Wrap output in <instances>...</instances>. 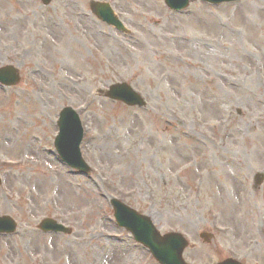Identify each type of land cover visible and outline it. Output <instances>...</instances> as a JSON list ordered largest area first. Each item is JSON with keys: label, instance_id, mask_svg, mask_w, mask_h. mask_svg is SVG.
Segmentation results:
<instances>
[{"label": "rangeland", "instance_id": "obj_1", "mask_svg": "<svg viewBox=\"0 0 264 264\" xmlns=\"http://www.w3.org/2000/svg\"><path fill=\"white\" fill-rule=\"evenodd\" d=\"M89 1L0 0V68L22 76L0 86V216L19 222L0 237V264H158L117 226L112 196L163 233H183L191 264H264V183H254L264 173V0L197 1L183 13L164 0H99L131 35L99 21ZM224 28L236 47H224ZM79 51L82 68L71 57ZM36 73L47 77L41 88ZM122 82L149 107L97 96ZM67 105L87 127L89 175L55 150ZM48 217L73 233H43Z\"/></svg>", "mask_w": 264, "mask_h": 264}, {"label": "water", "instance_id": "obj_2", "mask_svg": "<svg viewBox=\"0 0 264 264\" xmlns=\"http://www.w3.org/2000/svg\"><path fill=\"white\" fill-rule=\"evenodd\" d=\"M213 2H221L224 0H211ZM167 4L175 9H181L189 4V0H166ZM92 7L96 9L100 18L107 21L109 24L115 25L121 30L126 31L125 27L119 21L117 17L114 16L113 11L111 10L108 4L102 3H93ZM12 68H6L0 70V81L13 84L17 82L15 72ZM105 95L113 99H121L129 105H140L146 106V102L142 97L129 90L125 85H116L111 88V91L106 92L101 90ZM70 117L76 118L75 114L63 111L61 114L60 127L62 129L61 135L57 138L56 145L61 152H67L68 148L61 145L64 138V121ZM80 139L77 143H79ZM258 182H262V179L259 178ZM116 208V216L121 225L126 226L131 230L137 237L142 239V241L150 247L153 254L162 264H187L182 257L185 247L188 245L186 239L177 233H170L165 236L159 235L155 227L152 225L151 221L143 217L134 210L126 207L122 203L115 201L113 202ZM0 231L10 230L13 228V222L8 217H3L0 219ZM44 229L57 228L55 222L48 221L42 226ZM221 264H241L234 260H228Z\"/></svg>", "mask_w": 264, "mask_h": 264}, {"label": "bare ground", "instance_id": "obj_3", "mask_svg": "<svg viewBox=\"0 0 264 264\" xmlns=\"http://www.w3.org/2000/svg\"><path fill=\"white\" fill-rule=\"evenodd\" d=\"M257 23L260 24V21H257ZM255 27H257V26H255V25L252 26V28H255ZM236 33L237 32H235V31H230L228 28H224L221 31V39H224L225 40V44H224V47L225 48L228 49L229 46H232V47H236L237 46L238 37H237V34ZM46 49H47V51L50 54H53V52L55 50L51 44H48V46L46 47ZM71 57L74 60L75 66H79L80 68H82L84 66L85 58L83 57V55H82V53L80 51L73 53V55ZM75 69H76L75 67L72 68V73H75ZM36 75H37V78L38 79H40L41 81H43V83H40L38 85V87L41 88V87H43L45 85L44 82L47 80V77L45 76V73H43V74L36 73Z\"/></svg>", "mask_w": 264, "mask_h": 264}]
</instances>
